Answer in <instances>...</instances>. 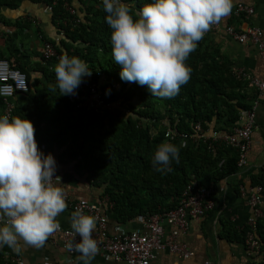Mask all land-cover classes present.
Masks as SVG:
<instances>
[{"label": "trees", "instance_id": "1", "mask_svg": "<svg viewBox=\"0 0 264 264\" xmlns=\"http://www.w3.org/2000/svg\"><path fill=\"white\" fill-rule=\"evenodd\" d=\"M68 1L76 11L74 17L63 0H39L50 8L52 20L58 24L56 34L63 35L58 41L42 38L53 45L57 58L35 64L41 79L30 82V74L17 69L25 74L28 91L14 96L9 120L19 116L31 121L38 149L43 144L47 151L62 148L63 156L81 165L93 154L87 180L103 186L102 196L113 203L112 210L122 223L175 209L188 184L208 188L234 174L238 158L235 149L219 147L211 152L202 140L183 144L166 138L165 133L192 135L194 125L199 123L204 131L231 134L239 126L241 113L250 110L257 97L250 81L202 39L185 61L191 74L179 93L172 98L152 96L147 86L120 79L121 66L112 57L111 29L102 0H78V8ZM121 2L135 13L152 0ZM64 54L87 63L92 75L83 80L95 83L105 102L117 105L115 115L105 111L100 116L79 108L77 101H72L80 93L79 87L75 95L68 96H60L58 88L55 92L49 89L57 83L54 67ZM4 110L5 103L0 99V118ZM165 142L179 148V163L173 161L161 173L154 170L152 158ZM263 171L252 185H262ZM263 226L258 224L256 238L261 241L264 260Z\"/></svg>", "mask_w": 264, "mask_h": 264}, {"label": "clouds", "instance_id": "2", "mask_svg": "<svg viewBox=\"0 0 264 264\" xmlns=\"http://www.w3.org/2000/svg\"><path fill=\"white\" fill-rule=\"evenodd\" d=\"M111 29L112 57L121 66L120 79L147 86L152 96L172 98L185 85L191 69L185 61L215 24L232 11L233 0H152L135 13L121 0H102ZM60 96L75 95L92 72L86 62L64 54L54 67ZM182 146V145H181ZM179 163V148L161 143L152 158L155 171L164 173ZM56 161L45 156L35 140L31 121L0 118V246L19 251V243L41 248L60 230L57 217L66 210L65 190L53 183ZM70 227L80 242L66 245L90 264L97 253L93 238L96 219L73 212Z\"/></svg>", "mask_w": 264, "mask_h": 264}, {"label": "crops", "instance_id": "3", "mask_svg": "<svg viewBox=\"0 0 264 264\" xmlns=\"http://www.w3.org/2000/svg\"><path fill=\"white\" fill-rule=\"evenodd\" d=\"M71 1L78 8V0ZM239 3L252 8L253 13L249 17H237L234 11ZM57 25L53 22L48 7L39 0H0L1 59L7 61L10 67H16V70H26L30 74V82H34L38 78L41 79V74L35 64L42 60V38L58 41L62 35L56 34L58 32ZM219 25V29L209 31L204 35L203 39L206 45L215 54L231 62L236 72L246 80L249 81L251 78L264 81V61L257 49L253 45L236 42L224 31L226 26H231L236 31L257 27L262 31L264 37V0H233L231 13ZM253 89H256L257 97L253 101L251 109L242 112L239 119L240 126L245 121L246 114L253 110L254 127L245 165L237 166V171L234 174L210 186L213 189V208L203 218L190 220L186 232L178 235V242L184 243L192 251L193 256L184 260L168 251H161L150 264H264L261 241L258 240L260 251L250 252L244 243L245 238L241 237L242 232L244 235L248 232L247 222L253 213L240 190L255 186L252 185V180L264 170V89L259 91L255 86ZM14 96L7 100L12 108L15 102ZM39 150L45 156L51 154L54 157L56 161L55 173L58 176L56 184L65 190V195L69 199L88 203H97L106 199L108 204L111 203L107 197L102 196L103 186H96L87 180V171L92 164L93 154L86 164L81 165L74 159L63 156L62 148L47 151L43 144ZM111 204V209L105 207L101 209L106 216L109 234H114L116 228H120V231L124 233L133 230L145 231L139 220L140 216L124 223L117 220L116 214L112 210L113 203ZM260 209L262 217L257 220V228L258 224L264 225V194ZM72 214V210L66 208L57 217L63 229L71 230L70 218ZM162 226L166 239L173 227L167 222H163ZM97 235L98 232L95 228L93 236ZM0 255L3 264H15L16 260H19L21 264H83L80 254H69L61 245L60 238L53 240L49 237L41 248L24 245L21 241L19 251L3 245L0 246ZM90 264L125 263L96 253L91 258Z\"/></svg>", "mask_w": 264, "mask_h": 264}, {"label": "built area", "instance_id": "4", "mask_svg": "<svg viewBox=\"0 0 264 264\" xmlns=\"http://www.w3.org/2000/svg\"><path fill=\"white\" fill-rule=\"evenodd\" d=\"M64 1V7L67 12L73 17L76 16L75 9L70 6L68 0ZM50 11V8L48 7ZM253 13L252 8L239 3L235 7L234 14L239 16L249 17ZM79 20L75 19V23ZM220 25L215 24L209 31L219 29ZM208 31V32H209ZM224 31L233 40L240 44L253 45L260 57L264 61V37L262 31L257 27H249L243 31H236L231 26H226ZM63 35V32H60ZM41 57L45 61L57 58L56 51L50 42L42 41ZM250 84L255 86L259 91L264 89V81H258L250 78ZM80 93L76 95L72 101H77L79 108L87 109L97 115H103L105 111H111L116 114L115 106L112 103H107L104 96L100 93L95 83L83 80L79 86ZM28 84L26 77L20 71L13 69L9 63L0 59V99L5 101L6 108L4 114L10 116L12 106L7 100L18 93H26ZM254 127L253 110L246 114L245 121L238 127L233 129L231 134H220L213 131H204L199 123L193 127V134H180L176 131H167L165 137L172 141L179 140L183 144L186 141L197 142L202 140L207 144L208 150L215 152L219 146L233 148L238 153V167H242L246 163V155L250 148L251 134ZM46 154H48L46 152ZM223 164V160L219 165ZM53 183L56 184L58 176L54 174ZM264 190V171L263 185H255L248 189L241 188L240 192L246 199L247 205L252 209L253 216L248 220V232L244 235V243L250 252L260 251V243L256 238L257 220L262 217L261 203ZM213 189L211 187L204 188L195 184H188L180 196L178 197L177 207L170 211L161 213L147 214L139 217L145 231L133 230L130 232H121L120 228H116L114 234H109L106 224V216L101 209L112 208V204H108L107 200H102L97 203L82 202L69 199L66 195L67 208L72 212L79 211L82 214L90 215L96 219L97 236H93L97 240V253L103 257L114 261H122L125 264H150L157 254L161 251H168L175 254L181 259H189L193 256L184 243L178 242L179 234L186 232L190 220L203 218L213 208ZM167 222L173 227L169 236L164 238V230L162 223ZM51 239L60 238L61 245L67 250L66 245L70 242H80L79 235L68 229L56 231L50 236ZM68 251V250H67ZM73 255L77 252L68 251ZM15 264H21L19 260L14 261ZM208 264V263H205Z\"/></svg>", "mask_w": 264, "mask_h": 264}]
</instances>
